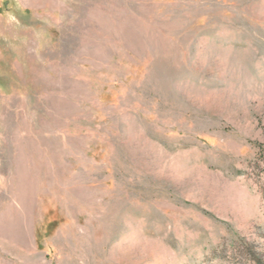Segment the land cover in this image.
Instances as JSON below:
<instances>
[{
    "label": "rangeland",
    "instance_id": "obj_1",
    "mask_svg": "<svg viewBox=\"0 0 264 264\" xmlns=\"http://www.w3.org/2000/svg\"><path fill=\"white\" fill-rule=\"evenodd\" d=\"M260 145L264 0H0V264H264Z\"/></svg>",
    "mask_w": 264,
    "mask_h": 264
},
{
    "label": "trees",
    "instance_id": "obj_2",
    "mask_svg": "<svg viewBox=\"0 0 264 264\" xmlns=\"http://www.w3.org/2000/svg\"><path fill=\"white\" fill-rule=\"evenodd\" d=\"M259 150H260L259 151V160L262 161V163H264V145H260ZM257 165L260 166L259 163H257ZM251 260H253L255 262L260 261V259L258 257H254V255H253V257H251Z\"/></svg>",
    "mask_w": 264,
    "mask_h": 264
}]
</instances>
